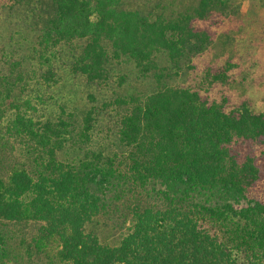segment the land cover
<instances>
[{
    "label": "trees",
    "instance_id": "obj_1",
    "mask_svg": "<svg viewBox=\"0 0 264 264\" xmlns=\"http://www.w3.org/2000/svg\"><path fill=\"white\" fill-rule=\"evenodd\" d=\"M15 1L38 49L0 73V264H264V111L214 96L234 81L227 68L173 82L206 51L231 0ZM60 45L87 84L107 87L112 62H131L154 88L117 93L82 114L52 115L36 96V119L26 87L35 67H45L44 85H35L58 83ZM111 106L119 150L93 139ZM115 215L127 230L105 242L100 220Z\"/></svg>",
    "mask_w": 264,
    "mask_h": 264
},
{
    "label": "rangeland",
    "instance_id": "obj_2",
    "mask_svg": "<svg viewBox=\"0 0 264 264\" xmlns=\"http://www.w3.org/2000/svg\"><path fill=\"white\" fill-rule=\"evenodd\" d=\"M170 1L131 0V4L147 8L161 3L167 5ZM188 2L182 1L183 4ZM174 5L178 7L181 4L176 2ZM228 11V19L217 30L206 51L183 64L181 74L175 76L173 82L181 86L192 85L210 67L227 68L234 81L227 87L215 88L214 96L219 100L225 98L227 107L246 103L254 112L264 111V0H231ZM31 26L25 5L16 4L15 0H0V73L6 72L11 59L30 60L34 57L33 51L38 49V43L34 40L35 33L30 30ZM69 50V45H60L52 51L53 69L58 78V83L52 89L41 87L44 84L40 77L45 67H35L36 70L38 68L36 78L26 87L24 94V97L30 96L35 105L37 97L51 103L49 113L52 115L59 114L62 109L82 114L90 106L99 107L103 102L112 100L117 93H147L154 88L152 80L138 78L131 62H112L107 87L87 84L83 77L72 74ZM159 65L170 66L164 57L159 59ZM119 77L123 78L121 84ZM38 81L41 85H35ZM42 105L40 102L36 105L39 108L34 116L36 119L43 114V110H40ZM103 112L94 123L96 147L119 150L115 138L117 111L111 106ZM16 152L20 153L18 147ZM115 216L112 220H100L99 235L105 242L116 243L127 230L128 222H121Z\"/></svg>",
    "mask_w": 264,
    "mask_h": 264
}]
</instances>
